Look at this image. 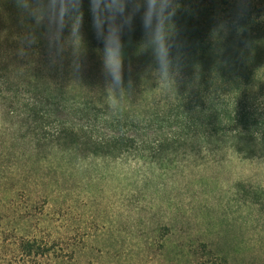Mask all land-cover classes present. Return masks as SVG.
<instances>
[{
  "label": "rangeland",
  "instance_id": "obj_1",
  "mask_svg": "<svg viewBox=\"0 0 264 264\" xmlns=\"http://www.w3.org/2000/svg\"><path fill=\"white\" fill-rule=\"evenodd\" d=\"M201 1L202 6L213 5L223 16L248 15L259 25L256 45L251 44L259 48L251 52V63L264 67V0ZM47 11L50 9L36 6L33 0H0V155L10 152L7 113L16 101L17 89L26 93L22 97L36 95L45 108L48 105L41 97L57 94L52 91L54 83L74 85L77 90L89 83L99 89L105 86L113 98L119 95L121 107L127 105L135 113L142 112L141 117L151 114L148 111L144 115L145 111L136 106L144 104L146 92L135 67L107 70L103 64L96 73L88 64L89 68L81 69V62L89 63L96 56L84 46L87 33L54 18L46 19L41 26L55 34L57 49L69 50L77 63L76 72L32 76L29 69L39 55L30 54L34 41L28 31L38 28L33 18ZM36 79L43 85L39 91L33 88ZM130 83L135 86L129 89ZM253 84L247 91H238V100L248 96L253 107L255 103L264 105V88ZM147 88L151 91L150 86ZM182 94V89L169 88L165 98L176 102ZM149 97L152 102L150 92ZM155 98L163 101L162 94ZM172 114L165 109L159 117H153L168 119L163 130L158 123L137 134L149 140L163 137L171 130ZM21 147L19 151L30 160L25 158L7 170V177L0 183V203L14 197L26 217L6 220L7 226L11 229L19 223L21 234L44 237L62 249L75 250L76 262L72 264H193L194 252L203 259L216 255L215 264H264L263 160L243 159L232 150L189 159L179 152L171 156L182 161L177 165L172 162L144 167L131 161L103 163L73 157L66 161L43 156L34 160L31 146ZM169 147L165 146V151L170 153Z\"/></svg>",
  "mask_w": 264,
  "mask_h": 264
},
{
  "label": "trees",
  "instance_id": "obj_2",
  "mask_svg": "<svg viewBox=\"0 0 264 264\" xmlns=\"http://www.w3.org/2000/svg\"><path fill=\"white\" fill-rule=\"evenodd\" d=\"M33 3L50 11L33 18L38 28L28 31L34 41L30 54L39 55V59L30 69L27 66L26 71L29 69L32 76L76 72L73 70L77 63L69 50L57 49L55 34L47 33L41 26L46 19L54 18L87 33L84 46L96 56L89 63L81 62V69L92 64L99 73L101 65L105 67V44L110 51L107 67L120 71L135 67L146 92L144 104L136 106L145 111L144 115L148 111L151 114L149 118L141 117L142 112L135 113L127 105L121 107L119 95L113 98L105 86L99 89L89 83L79 90L74 85L54 83L52 91L57 94L41 97L48 105L45 108L36 95L28 93L22 97L26 93L17 89L16 101L8 107L10 152L0 155V183L10 167L25 158L30 160L25 152H20L22 144L31 146L29 152L34 160L43 156L51 161L57 157L66 161L73 157L103 163L131 161L150 167L172 162L177 165L182 161L171 156L179 152L189 159L193 155L232 150L243 159L264 161V105L255 103L253 107L248 96L238 100V91L249 90L253 83L264 88V67L251 63L254 60L251 52L259 48L254 42L260 27L248 15L237 13L226 17L213 5L202 6L201 0H170L169 5V0H152L154 7L147 18L150 21L155 12L153 29L157 23L163 26L154 36L153 29H147L143 20L146 0H33ZM58 52L61 53L57 55ZM39 82L33 81V88L38 91L43 86ZM134 86L130 83L129 89ZM169 88L182 89L184 94L172 102L173 99L165 98ZM149 92L154 98L152 102ZM161 94L163 101L155 100ZM165 109L173 113L169 117L172 123L169 132L153 140L138 135L145 127L158 123L159 130H163L168 119L153 117H159ZM168 145L170 153L166 152ZM16 204L14 197L0 203L4 208H0V264L76 262L75 250L62 249L44 237L21 234L19 223L8 228L6 220L21 221L26 217ZM198 256L197 252L191 254L193 264H215L216 255L207 259Z\"/></svg>",
  "mask_w": 264,
  "mask_h": 264
},
{
  "label": "clouds",
  "instance_id": "obj_3",
  "mask_svg": "<svg viewBox=\"0 0 264 264\" xmlns=\"http://www.w3.org/2000/svg\"><path fill=\"white\" fill-rule=\"evenodd\" d=\"M170 4V0H169V3L168 5ZM154 5L152 4V0H146V11H145V14H144V17H143V20H144V24H145V27L147 29H153V19L156 18L155 16V12H153V16H152V19L149 21L148 18H147V13L149 12V10L151 8H153ZM169 18V17H167ZM166 18V19H167ZM163 26H160L158 25V23L156 24V27L153 29V35L155 36L158 32V30H160V28H162ZM110 55V51H109V48H108V45L105 44V49H104V63H105V67L106 69L108 70L107 68V60H108V57ZM110 71V70H109ZM111 72V71H110Z\"/></svg>",
  "mask_w": 264,
  "mask_h": 264
}]
</instances>
